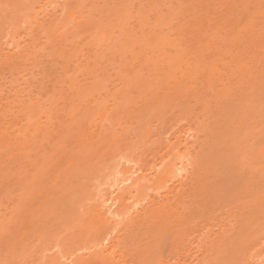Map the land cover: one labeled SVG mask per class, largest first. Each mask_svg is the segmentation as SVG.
Segmentation results:
<instances>
[{
    "label": "rangeland",
    "instance_id": "rangeland-1",
    "mask_svg": "<svg viewBox=\"0 0 264 264\" xmlns=\"http://www.w3.org/2000/svg\"><path fill=\"white\" fill-rule=\"evenodd\" d=\"M107 239L121 264H264V0H0V264H99Z\"/></svg>",
    "mask_w": 264,
    "mask_h": 264
},
{
    "label": "bare ground",
    "instance_id": "bare-ground-1",
    "mask_svg": "<svg viewBox=\"0 0 264 264\" xmlns=\"http://www.w3.org/2000/svg\"><path fill=\"white\" fill-rule=\"evenodd\" d=\"M61 8H63V7H61ZM200 32V31H199ZM198 32V33H199ZM197 33V34H198ZM216 33V32H215ZM13 36V35H12ZM199 36H200V33H199ZM215 38H216V36H215ZM219 38H220V36H219ZM217 39V38H216ZM233 40V39H232ZM215 43H217V42H215ZM177 64V63H176ZM207 67H208V65H206ZM206 67V68H207ZM182 132V131H181ZM187 132V131H186ZM190 134H192L191 132L189 133V136L191 137V136H193V134L192 135H190ZM188 135V134H187ZM182 136V135H181ZM184 136H186V135H184ZM183 136V137H184ZM178 137H180L179 135H178ZM188 138V136H186V138L184 137L183 138V140L185 139H187ZM192 138V137H191ZM176 139H177V137H176ZM180 140H181V138H180ZM178 141H179V138H178ZM187 141H190V140H188L187 139ZM176 142V141H175ZM181 143V142H180ZM172 144V143H171ZM177 144V143H176ZM184 144L185 145H187V142L185 143V141H184ZM172 146H174V145H172ZM181 146V145H180ZM170 148H171V145L169 146ZM175 148H177L176 146H174ZM174 147H172V148H174ZM179 147V146H178ZM182 147H184L183 145H182ZM191 147H193V146H191ZM171 148V150H173ZM180 148V147H179ZM178 148V149H179ZM185 148V147H184ZM189 148H190V146H189ZM186 149V148H185ZM170 150V151H171ZM181 150V149H180ZM174 151V150H173ZM187 151V150H186ZM186 151H184L185 153H186ZM172 152V151H171ZM177 152V151H176ZM174 153H175V151H174ZM183 153V152H182ZM181 154V153H180ZM188 154V153H187ZM174 155V154H173ZM179 155V154H178ZM177 155V156H178ZM184 155V154H183ZM183 155H179L180 157H182ZM160 156V155H159ZM185 156V155H184ZM162 157V156H161ZM185 157H188V156H185ZM163 158V157H162ZM189 158V157H188ZM172 159H174L173 157L171 158V161H172ZM176 159H178V157H176ZM182 159H184V157H182ZM163 160V159H162ZM160 161L159 162V166L156 168L155 166H156V163H154L155 164V166H154V170H153V174L150 176V174H147V175H149L148 177L149 178H147V175L145 174V175H143V176H140L139 174H138V171H140L141 170V168H139V167H137L136 165L135 166H131L129 169H131L132 171H128V176H124V178L122 177V179L120 180V181H118V183H116V185L114 186L115 188H114V194H112V195H110V196H108L107 198H105L104 199V205L106 204V208H105V212L107 213V218L109 219V220H111V221H114V220H117V219H120L122 216H123V214H124V212H125V214H127L128 212L127 211H122L121 210V205H123V201H122V203H121V200L123 199V197H125L124 195L125 194H127L128 195V197L129 198H131V197H133V195H132V192L133 191H136L137 189H139L140 187H141V185H142V183L143 182H145V179H146V184H147V182H149V181H147V180H150L151 181V183H153V180H154V182L156 181V179L158 178V176L162 173V171L163 170H167V171H169V170H171L174 166H175V163H174V160L172 161V162H167L166 163V161L165 160H163V161ZM189 161H190V159H188ZM188 160H186V161H188ZM169 161V160H168ZM178 161H179V159H178ZM180 162H181V159H180ZM179 162V163H180ZM182 162H183V160H182ZM161 163V164H160ZM186 164H184L183 166H182V168H180V171H179V173H176L175 175H177V176H180V178H179V183L180 184H182L183 185V181H185L188 177V172H187V168L185 169V166H187V162H185ZM182 164V163H181ZM190 164V163H189ZM189 166V165H188ZM150 168H153V167H150ZM143 172V171H142ZM152 172V171H151ZM141 173V172H140ZM137 174H138V177H134V175L135 176H137ZM179 185V184H178ZM144 186V185H143ZM176 186V185H175ZM170 191H172V190H170L169 189V192ZM134 198V197H133ZM136 199V198H135ZM132 200V199H131ZM143 200V199H142ZM147 200V199H146ZM134 201V200H133ZM133 201H132V203L131 204H133ZM139 201V200H138ZM141 201V200H140ZM135 202V201H134ZM148 202V201H147ZM144 203V202H143ZM137 204H138V202H137ZM127 205V204H126ZM151 205V204H150ZM134 206V205H133ZM127 207V206H126ZM129 207H130V205H129ZM137 207V206H136ZM123 209V208H122ZM129 211V210H128ZM132 212V211H131ZM130 214V213H129ZM106 240V239H105ZM110 243V240H108L107 239V242L106 243H100V247H98V248H94V249H92V256L94 255V254H96L95 256H94V258L95 259H97L98 261H99V264H112V263H114V264H116V263H119V262H121V260L124 262V260L121 258V256H119L121 259H119V257L118 258H116V259H114V261H113V259L112 258H115V256L117 255L116 253H115V250H111V249H114L113 248V246H115V245H112V244H114V242L110 245L109 244ZM108 249H110V251H108ZM115 249H116V246H115ZM116 251H117V249H116ZM116 254V255H115ZM81 255H84V254H81ZM97 256V257H96ZM76 257V256H75ZM75 257L73 258V256H72V258L68 261V264H87L86 262H88L89 261V257H87V258H84V259H79V258H76L75 259ZM84 257V256H83ZM111 257V262H110V260H109V258ZM79 259V260H78ZM75 260H78V262L77 261H75ZM61 261V260H60ZM52 262V261H51ZM50 262V263H51ZM54 262V261H53ZM64 262V261H63ZM56 263V262H55ZM62 264V263H61ZM65 264V263H64ZM119 264H121V263H119Z\"/></svg>",
    "mask_w": 264,
    "mask_h": 264
}]
</instances>
